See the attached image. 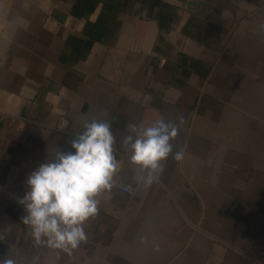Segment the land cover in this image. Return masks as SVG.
Wrapping results in <instances>:
<instances>
[{
	"label": "crops",
	"instance_id": "0c3cea01",
	"mask_svg": "<svg viewBox=\"0 0 264 264\" xmlns=\"http://www.w3.org/2000/svg\"><path fill=\"white\" fill-rule=\"evenodd\" d=\"M103 1L88 13L77 0H0V258L264 264V0H162L175 8L164 31L139 2L116 0L108 23L88 28ZM181 117L183 159L170 156L145 188L120 148L126 126ZM93 119L111 121L115 183L133 194L101 193L71 255L37 246L17 198Z\"/></svg>",
	"mask_w": 264,
	"mask_h": 264
},
{
	"label": "clouds",
	"instance_id": "9594fccd",
	"mask_svg": "<svg viewBox=\"0 0 264 264\" xmlns=\"http://www.w3.org/2000/svg\"><path fill=\"white\" fill-rule=\"evenodd\" d=\"M181 124L182 117L179 123L161 118L147 127L133 122L126 126L120 148L131 152L129 162L140 173L137 179L145 188L159 182L163 164L170 156L176 161L183 159V150L174 151L172 143ZM68 144L74 151L58 149L52 160L28 174V190L17 203L24 208L22 223L37 246L71 255L87 241L84 224L99 212L97 197L113 188L120 161L117 139L108 120H85L82 130ZM4 238L0 234V240ZM37 261L38 257H33V264ZM0 264H16V260L4 257Z\"/></svg>",
	"mask_w": 264,
	"mask_h": 264
},
{
	"label": "trees",
	"instance_id": "16d2710c",
	"mask_svg": "<svg viewBox=\"0 0 264 264\" xmlns=\"http://www.w3.org/2000/svg\"><path fill=\"white\" fill-rule=\"evenodd\" d=\"M103 2L105 9L103 10V13L101 14L99 20L96 22L97 24H90L88 28L98 29V27L104 26L108 23L109 20L107 18V14H109L110 11H113V4L114 2H116V0H104ZM134 2H139L143 8L147 9L150 15L156 14L161 31L171 29V26L175 19V8L173 6L163 2L162 0H134ZM97 4V0H77L76 5L74 6V11L76 12L80 9L87 10L88 13H93ZM104 21L105 24L102 23ZM89 36L93 41L99 40L97 36H94L92 34H89ZM160 40H162V37L160 38Z\"/></svg>",
	"mask_w": 264,
	"mask_h": 264
},
{
	"label": "built area",
	"instance_id": "2783aa9c",
	"mask_svg": "<svg viewBox=\"0 0 264 264\" xmlns=\"http://www.w3.org/2000/svg\"><path fill=\"white\" fill-rule=\"evenodd\" d=\"M117 159L120 161L118 154H117ZM120 172H121V161H120V170L114 177V184L118 192H120L121 194L127 195V196H131L133 194V190L130 187L125 186L121 183H115L116 178Z\"/></svg>",
	"mask_w": 264,
	"mask_h": 264
}]
</instances>
